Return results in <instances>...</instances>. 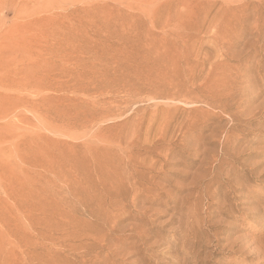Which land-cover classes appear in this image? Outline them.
<instances>
[{"label":"rangeland","instance_id":"1","mask_svg":"<svg viewBox=\"0 0 264 264\" xmlns=\"http://www.w3.org/2000/svg\"><path fill=\"white\" fill-rule=\"evenodd\" d=\"M0 264H264V0H0Z\"/></svg>","mask_w":264,"mask_h":264}]
</instances>
